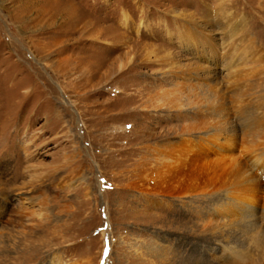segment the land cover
<instances>
[{"label":"rangeland","instance_id":"obj_1","mask_svg":"<svg viewBox=\"0 0 264 264\" xmlns=\"http://www.w3.org/2000/svg\"><path fill=\"white\" fill-rule=\"evenodd\" d=\"M230 147L264 164V0H0V264H264Z\"/></svg>","mask_w":264,"mask_h":264},{"label":"bare ground","instance_id":"obj_2","mask_svg":"<svg viewBox=\"0 0 264 264\" xmlns=\"http://www.w3.org/2000/svg\"><path fill=\"white\" fill-rule=\"evenodd\" d=\"M223 138L228 140L227 141V148L229 146H233L232 145L233 140L236 141L235 134H228ZM232 150H233V147H230L228 150L212 151L211 155L209 156V154H207V156L204 160H206L207 164H211V165H213L214 168L220 169V170L225 169L226 166H228L232 163H236L238 165L237 161L239 159V155L242 154L243 150L238 152V154H235L233 157L229 156L227 154V153L230 154L231 152H233ZM260 162L261 161H250V159H249V162L247 164H241L240 163L241 165H238L239 168L237 169V172L233 175V180L230 183H228V186H227V188H228L227 193L230 197L235 198L236 196L234 195V193H240V194L244 193V197L239 196L241 200L243 199L241 202H244L246 199L249 201L253 200L252 198H254V197L252 195V192H258L257 187H261V185H263L262 186L263 187L262 194L264 195V181L261 180L262 175L264 173L263 172L264 164H262ZM257 172H260L259 176H258ZM239 189H241V190L238 191ZM243 191H245V192H243ZM237 198L238 197H236V199ZM238 205H240V204H238ZM241 205H243V204H241ZM244 205H247V208H245L243 212H245V210H249V209H251V211L254 210L253 206H251V204H249L248 202H247V204H244ZM262 211L264 214V196H263V209H262ZM263 218H264V215H263ZM2 256L4 257L3 251L1 253V257ZM3 257H2L1 262L3 261L5 263L6 260L3 259ZM9 259H12V257ZM1 264H3V263H1Z\"/></svg>","mask_w":264,"mask_h":264}]
</instances>
